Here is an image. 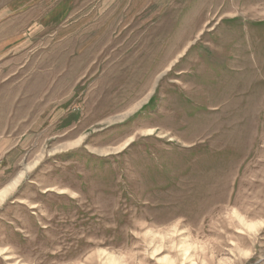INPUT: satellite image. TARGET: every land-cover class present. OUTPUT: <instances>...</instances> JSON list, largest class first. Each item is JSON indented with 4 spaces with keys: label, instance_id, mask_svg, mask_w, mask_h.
<instances>
[{
    "label": "rangeland",
    "instance_id": "1",
    "mask_svg": "<svg viewBox=\"0 0 264 264\" xmlns=\"http://www.w3.org/2000/svg\"><path fill=\"white\" fill-rule=\"evenodd\" d=\"M0 264H264V0H0Z\"/></svg>",
    "mask_w": 264,
    "mask_h": 264
},
{
    "label": "bare ground",
    "instance_id": "2",
    "mask_svg": "<svg viewBox=\"0 0 264 264\" xmlns=\"http://www.w3.org/2000/svg\"><path fill=\"white\" fill-rule=\"evenodd\" d=\"M5 191H4V189L0 192V195H2L3 193H4Z\"/></svg>",
    "mask_w": 264,
    "mask_h": 264
}]
</instances>
